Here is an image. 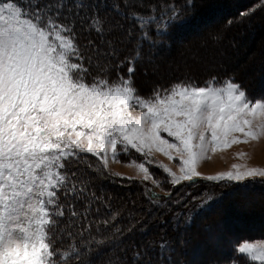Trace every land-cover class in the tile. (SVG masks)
<instances>
[{
	"label": "snow or ice",
	"instance_id": "snow-or-ice-1",
	"mask_svg": "<svg viewBox=\"0 0 264 264\" xmlns=\"http://www.w3.org/2000/svg\"><path fill=\"white\" fill-rule=\"evenodd\" d=\"M121 7L125 19L142 32L141 48L108 67L114 47L85 57L77 39L80 24L85 31L107 32L110 45L122 43L118 36L111 39L118 26L93 0H27V6L0 0V264H95L86 247L61 249L54 234L56 217L65 215L61 196L72 197L84 209L79 212L69 203L71 218L86 217L93 200H100L87 177L68 170L69 164L86 159L81 154L96 157L107 172L109 159L120 162L130 150L142 156L162 153L180 164V175L158 165L174 185L197 178L225 186L264 178V167L247 164H233L232 170L215 175L198 171L212 154L264 138V101L253 102L233 79L216 77L203 84L189 77L141 95L135 76L144 43L155 46L143 31L151 20L134 0H120L113 11ZM165 16L166 30L182 14L171 8ZM136 166L144 181L159 186L145 162ZM168 249V241L161 240L156 259L171 264ZM83 255L88 259L82 262ZM248 258L264 264V242L235 245L229 264H250ZM109 264L127 262L116 257ZM131 264H153V257L140 248L132 253Z\"/></svg>",
	"mask_w": 264,
	"mask_h": 264
},
{
	"label": "trees",
	"instance_id": "trees-1",
	"mask_svg": "<svg viewBox=\"0 0 264 264\" xmlns=\"http://www.w3.org/2000/svg\"><path fill=\"white\" fill-rule=\"evenodd\" d=\"M22 1L27 2V0H22ZM95 1L96 4H99L100 8H106L107 11L113 13L112 16L109 17L108 19L110 22H113L118 26V31L122 34L120 35V37L121 39H123V42L119 44L113 43L112 45H110L109 44L110 37L107 34V32L104 35H99L94 31H85L84 28H83L84 31H79L77 29V39L81 46V51L84 53L85 57L92 56L94 58L95 50L98 49L100 51V47H102L103 50L100 51L101 53L110 47H114L116 50V56L115 58L111 59L110 62L108 63V67H112V65L115 64L117 61L123 60L125 56H132L135 51L141 48V41L138 38L142 36V32L136 26V23H134L131 20V18L125 19L126 10L123 7H121L120 11H123L124 14L113 11L114 5L120 3V0H95ZM134 2L140 5V9L142 10L145 17L147 18L155 17V19L151 18V24L145 23L143 29L144 32L150 33L149 39L150 41L151 40L155 41V46H153L151 43L148 42L144 43L143 45L144 55L143 58L141 59V62L137 64V73L135 76V80H136V84L139 87V90L141 88L139 86L140 84L139 79L141 78L143 79V77H147V79L144 80L145 83L147 84V87L144 88V91L140 90L141 95L144 96L148 95L153 87L159 86L161 88H166L169 85H171L173 82L184 80L189 77L193 78L199 84H203L210 77H216L217 80L219 81H223L225 79L231 78L234 80V82L241 85V87L246 91V94L249 97L262 99V100L264 99V64L261 65V69L258 75L254 77L253 79L254 83L253 82H251V84L245 83L246 85L244 84L243 80L239 78L240 76L234 73V70L220 69L219 66L214 67L211 73H209L210 75H208V73L195 74L194 71L193 73L192 71L187 72V70L181 71L173 67L174 69H176V72H174L173 69L169 68V70L173 71V75L171 74L169 76L170 78L166 76L169 70L165 74H163L164 71L158 70V68L156 69V67L154 66L156 65L155 62H157L158 60H162V59L168 60V58H172V57L180 58L178 54L180 50L182 52L185 51L184 58H186L187 55L190 53V51L188 49L183 50L182 48L184 46H188V44L191 43L192 39H194L193 35L200 32L203 28L215 25V23L219 21H222L223 23L224 21L227 20V18L230 15H232L231 13L234 12L233 9H230L229 7L223 8L221 6L215 5L210 7L207 12H204L205 10L200 11L202 8H200L199 6L198 9H196L195 11L194 7L197 6V4L195 3L193 4V2L189 4L188 0H134ZM248 3H250L248 8L252 4H259L260 6L261 3L262 4L264 3V0H243V4L247 5ZM239 4L240 6L243 5L242 3ZM171 8H175L178 12L182 14L181 20L180 22L172 24L171 26L167 27V29L165 30V21L167 19L165 13L168 12L169 9ZM235 22L236 23L239 22L237 25L240 26L239 28H237V31L241 29V31L243 32L242 34L245 33L247 34L248 32L247 30L249 29V27L245 25V23H242V21L235 20ZM262 26L264 27V21L262 23ZM254 27H256V25H254ZM129 33L131 35H129ZM106 36L109 38L106 39ZM239 38L240 36H237V39ZM261 38H262L261 36L257 37L254 43H252L250 47V53L254 52L257 49L258 43ZM111 39L115 41L113 36L111 37ZM212 41L215 42L213 39ZM85 62L87 63V60ZM169 65L171 66L172 64ZM124 67L126 68L127 65H125ZM121 71L123 70L121 69ZM141 72L146 75L142 76ZM115 75L116 73L113 72L112 76L115 77ZM149 75L156 76V78L158 77V80L156 78H154L155 80L149 79V81L151 82L150 83L148 81ZM160 80L163 81L161 82ZM166 80L169 82H167ZM143 85L144 83L143 84L141 83L142 87H144ZM81 155L85 156L86 159L80 160L78 163L74 161L72 164H69L68 170L69 172H71L72 170L78 169L77 172L78 177L81 178L87 177L90 181L89 184L90 191L94 192L96 196L100 197V200L99 201L93 200L91 206L92 210L87 213L86 217L82 216L80 218H71L66 210L67 205L70 203V201L76 205V202L78 201L73 200L72 197H69L67 200H65L64 197H61L60 199L61 204L65 206V215L63 218L56 217L58 223L55 228V231L59 233L58 236L59 238L57 239V245L61 247V249L67 248L70 244L76 245L80 247L82 250L86 247L91 253L92 258L95 260V264H100V262H103L104 264H109V259H106V255L109 253L108 248L118 250L117 248L120 245V243L123 241V237L127 234H134L140 239L139 248L148 249L150 255L153 257V261H156L159 264H169L168 259L162 261L157 260L156 250H155V246L161 240H163V239H159L158 236L155 239V235L158 232V228L160 226L162 228L166 226L165 227L166 229L167 226L171 225V224H166V222L182 220L185 217L184 218L185 220L187 221L191 220V223L186 226L193 227L195 225L199 227V225L203 226L202 225L203 222H207V225L211 224L209 223V220L210 221L213 220L212 217L216 213H218L220 219L216 220L215 222H219L223 227H225V224L223 223V219L221 218L223 216V214L221 213L222 212L221 208L225 206L224 202L228 200L229 197H227L224 202H220L217 204L214 203L209 208H198V210L193 212H192L193 209L191 208V204L188 203V201H181V204L186 206L188 212L178 213L180 210H183V208L180 209L181 206L175 207L171 205V207L167 208V211H165L166 208L161 207V205L159 204V200L162 197H164L165 193L155 195L156 196L155 200L153 199V195H150L149 197L151 198L150 201L151 205H150V210H148L147 212H149L150 214L151 221H147V223H144L142 226H140L141 221H137L133 217L127 218V220H123L124 215L127 213V211H131L132 207L135 205L136 202L134 199L135 198L138 199L139 196L138 192H140V189L138 188V186L137 187L134 186L137 185V183H131V185H133L134 187L130 186V188H133L130 189L129 187L128 188L123 187V185H120L113 179H104L105 178L103 177L104 168H101L99 166H96L95 168L93 166L92 168L87 167L88 165H91L90 161L93 159V156L91 154H81ZM84 161L88 162V164L85 163ZM93 169H99V172H95L93 171ZM82 170H86L85 171L86 173L80 172ZM177 191H178L177 187H175V189H170V191L167 192L169 195L166 196V199H170L172 196L174 197ZM250 194L251 192H247L243 195H250ZM255 207L256 205L254 204L248 210L258 211L259 208L256 210ZM152 209L153 210L157 209L159 212H152L153 211ZM261 211H263V209ZM256 214L262 215L263 212H258ZM69 218H71L70 219L71 226H69ZM121 220L123 221L121 222ZM105 221H107V223H105ZM112 227H116L118 229L113 230ZM203 228L207 229L208 226H203ZM212 228L213 227L209 228L210 231H208L207 233L208 236L209 235L212 236V234L214 236L218 233L212 230ZM175 229L176 227L171 225L170 230L174 231ZM240 229L241 228H238L237 226V230H234L233 232H235L236 234L239 232ZM109 230L113 231L111 235L107 234ZM68 232L72 233L71 237L67 235ZM174 233H177L180 236V241L174 242L175 247L168 249V252L170 253V262L171 264H186V261L183 260V257H186L185 255H183V251L185 249H188V246L185 247V245L187 244L186 242L187 240L184 239L185 233L181 230L174 231ZM192 233H194V231L189 232L188 235L190 237V244L192 243L193 245L198 241H195L197 238L196 236L194 237L191 236ZM254 233L256 232H253L252 236H248V235H242L241 232V234L238 236L241 237L240 238L241 240H243L244 238L254 239L257 238V235H255ZM259 236L263 237V235H259ZM167 237L171 238L169 236ZM83 243L86 244L82 245ZM192 245H190L189 248H191ZM208 248L209 247H207V250ZM195 253L196 251L193 254L192 252L189 251L188 255L194 256ZM199 254L200 253H198V255ZM230 256H232V254H230L229 257ZM87 259H88L87 255H83L81 258L82 262ZM72 264H76V262L73 261ZM200 264H221V263L219 261L206 263L205 261Z\"/></svg>",
	"mask_w": 264,
	"mask_h": 264
},
{
	"label": "rangeland",
	"instance_id": "rangeland-1",
	"mask_svg": "<svg viewBox=\"0 0 264 264\" xmlns=\"http://www.w3.org/2000/svg\"><path fill=\"white\" fill-rule=\"evenodd\" d=\"M192 2L193 4H197V6L194 7L195 11L198 9V6L202 8L200 11L205 10L204 12H207L210 7L218 5L223 8L229 7L230 9H233L234 12L231 13L232 15H230L223 23L222 21H219L213 26H208L202 30L200 29V32L193 35L194 39H192L191 43L182 48L183 50L188 49L190 51L186 58H184L185 51L182 52L180 50L178 52L180 58L172 57L168 58V60H158L155 62L156 65H154L156 69L158 68V70L164 71L163 74H165L169 68L173 69L174 72L176 71L174 68H177L181 71H194L195 74H198V71L202 70L199 72L201 74L205 73V67L212 71L214 67L219 66L220 69L234 70V73L240 76L239 78L243 80L244 84H251V82L254 81V77L260 72L261 65L264 64V27L262 26L264 21V3H261L260 6L259 4H252L248 8L251 2L246 5L243 4V0H188L189 4ZM19 3L27 6V2L22 0H19ZM239 3H242L243 5L240 6ZM145 18L146 20H151L152 17ZM235 20L242 21V23H245V25L249 27L247 34H242L243 32L241 29L237 31V28L240 26L237 25L239 22L236 23ZM254 25H256V27H254ZM77 29L79 31H84L80 24H77ZM237 36H240V38L237 39ZM259 36L262 38L258 43L257 49L250 53L252 43H254L255 39ZM212 39L215 42H213ZM169 64L172 65L170 66ZM193 64L201 65L196 67ZM171 71L172 70H169L166 75L170 74ZM141 75L145 76L146 74L141 72ZM247 97L253 102L257 100L264 101V99L251 98L248 95ZM259 122L258 119L256 123ZM239 153H246L247 155L243 158H239ZM119 161L120 162H116L109 159L108 169L107 172L104 170L103 177H105L104 179H113L125 188L133 186L131 183H137V185L134 186H138L140 189V192H138L139 200L135 204V208L134 206L132 207V209L136 211L135 218L137 221L146 222L148 220V214L144 213L150 210L151 198L149 196L153 194L158 195L165 193L164 197L159 200V204L161 207L166 208L165 211H167V208H170L171 205L175 207L181 206L180 209L183 208V210H180L178 213L188 212L186 206L181 204V201H188V203L191 204L193 212L198 210V208H201V202L208 197H212V200L204 208H209L214 203L217 204L224 202L225 199L229 197V199L224 202L225 206L221 208V213L223 214L221 218L223 219L226 229L229 231L219 222H215L220 219L218 213L212 217V222L209 220V223L211 224L207 225V222L202 223L203 226H208L207 229L200 225L199 227L195 225L193 227L186 226L189 223H186L187 220L184 219L185 217L182 220L166 222V224H171L176 227L174 231L181 230L185 233L184 239L187 240V244L185 243L186 245H184L185 247L188 246V249L183 251V255L186 256L183 257V260L186 261V264H200L205 261L206 263L219 261L221 264H229V255H233L232 251L235 245H238L243 241L252 243L258 241L264 242V178L257 177L255 178V182L249 179L242 183H233L227 186L197 178L194 182L183 181L178 185H174L169 182L170 178L167 173L159 168L158 165H166L177 175H180V164L178 163V160H170L162 153L153 152L150 156H142L135 150H130L126 155L122 154ZM84 162L88 164V162ZM90 162L94 168L96 166L104 168L102 162L96 157H93ZM141 162L146 163V167L149 168L153 178L159 182V186L154 185L152 179L148 181L143 180L144 174L140 172L136 166ZM233 164H247L248 167H264V138H260L258 141H251L247 144H237L229 149L212 154L211 159L205 160L199 165L198 171L203 175H215L219 172L232 170ZM108 173H111V175ZM117 174L119 176L129 177L130 179L121 180L115 178ZM175 187L178 188L175 196L166 199V196L169 195L167 192L170 191V189H175ZM247 192H251V194L243 195ZM142 200H144L146 207L142 203ZM254 204L256 205L255 209L257 210L259 208L260 210H248ZM262 209L263 211H261ZM152 212L159 211L155 209ZM258 212H263V214H256ZM171 225L167 226L166 229V226L163 228L160 226L155 235V239L158 236L159 239L167 240L170 249L175 247L174 242L180 241V236L170 230ZM237 226L241 229L235 234L233 231L237 230ZM210 227H213L212 230L218 233L214 236L213 234L212 236H208L207 233L210 231ZM191 231H194L195 233H192L191 236H196L197 238L195 241H198L193 245L192 243L190 244V237L188 235ZM112 232V230H109L107 234L111 235ZM241 232L242 235L248 236H252V233L256 232L254 234L257 235V238H244L241 240V237L238 236ZM54 234L59 236V233L55 230ZM166 235L171 238H168ZM259 235H263V237H260ZM85 244L86 243L82 245ZM190 245H192L191 248H189ZM207 247H209L208 250ZM189 251L192 252V254L195 251L196 253L194 256H189ZM133 252L129 254L130 257ZM198 253L200 254L198 255ZM248 260L250 261V258H248ZM153 264L159 263L153 261ZM250 264H261V262L250 261Z\"/></svg>",
	"mask_w": 264,
	"mask_h": 264
},
{
	"label": "built area",
	"instance_id": "built-area-1",
	"mask_svg": "<svg viewBox=\"0 0 264 264\" xmlns=\"http://www.w3.org/2000/svg\"><path fill=\"white\" fill-rule=\"evenodd\" d=\"M94 2V5L96 4V1L93 0ZM99 11L101 13H103V15L106 17V18H109L112 16L113 13H110L109 11H107L106 8H100L99 7ZM119 13L121 14H124L123 11H119ZM108 34V33H107ZM120 35H122L119 31H117L113 36H114V39H116V37L118 36L120 38V40L123 42V39H121ZM109 37L106 36V39H108ZM100 51H103L102 50V47H100ZM86 171V170H85ZM84 170L80 171V172H85ZM86 173V172H85ZM135 202L137 203L139 199L135 198L134 199ZM70 203H72L70 201ZM135 203V204H136ZM142 203L144 204V206L146 207V204L145 202L142 200ZM134 208H135V205H134ZM76 209L77 211L81 212V211H84V209L81 207L80 203L79 202H76ZM146 214V213H144ZM149 218L147 221H151V218H150V214L149 212H147ZM136 216V211L135 210H131V211H127V213L124 215V219L123 220H127V218H131L133 217L134 219ZM71 218H69V221H70ZM121 220V222L123 221ZM147 221L145 222H141V225L142 226L144 223H147ZM113 230H116L118 228L116 227H112ZM153 232H156V231H153ZM84 244V243H83ZM140 239L134 235V234H127L123 237V241L120 243V245L118 246V250H114L112 248H108V251L109 253L106 255V259H109V258H116V257H120L122 258L125 262H127V264H131V260H130V255L131 252H133V250H137V249H140ZM100 264H104L103 262H100Z\"/></svg>",
	"mask_w": 264,
	"mask_h": 264
},
{
	"label": "bare ground",
	"instance_id": "bare-ground-1",
	"mask_svg": "<svg viewBox=\"0 0 264 264\" xmlns=\"http://www.w3.org/2000/svg\"><path fill=\"white\" fill-rule=\"evenodd\" d=\"M193 65H195V64H193ZM198 65L200 66L201 64H196L195 66L198 67ZM193 68H195V67H193ZM199 68H200V67H199ZM199 68H198V69H199ZM195 69H196V68H195ZM204 69L206 70V71H204V72H205L206 74L208 73V75H210L209 73H211V70H209V69L206 68V67H205ZM200 70H201V69H200ZM188 71H189V70H188ZM188 71H187V72H188ZM197 71H198V70H197ZM201 71H202V70H201ZM201 71H198V74H200L199 72H201ZM175 72H176V71H175ZM190 72H191V71H190ZM184 73H185V72H184ZM171 74L173 75V71H171L170 74H168V75H166V76L169 77ZM201 74H202V73H201ZM208 75H206V76H208ZM166 76H165V77H166ZM148 78H149L150 80H155L154 78H156V76H150V75H149ZM169 78H170V77H169ZM145 79H147V77H143V79H142V78L139 79V83H140L139 86L141 87L140 90H143V91H144V88L147 86V84H146L145 81H144ZM149 79H148V81H149ZM156 79L158 80V77H157ZM162 79H165V78H162ZM172 79H173V77H172ZM167 80H169V79H167ZM167 80H166V81H167ZM160 81H161V80H160ZM162 81H163V80H162ZM162 81H161V82H162ZM164 81H165V80H164ZM170 81H171V80H170ZM149 82H150V81H149ZM155 82H156V81H155ZM167 82H169V81H167ZM137 83H138V82H137ZM141 83H142V84L144 83V85H143L144 87L141 86ZM150 83H151V82H150ZM150 83H148V84H150ZM154 84H155V83H154ZM158 84H159V82H158ZM161 84H162V83H161ZM155 85H156V84H155Z\"/></svg>",
	"mask_w": 264,
	"mask_h": 264
}]
</instances>
